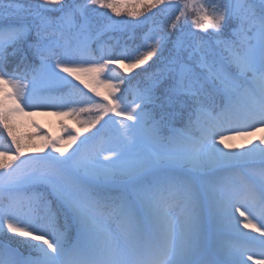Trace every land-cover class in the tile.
<instances>
[{
    "label": "snow or ice",
    "instance_id": "obj_1",
    "mask_svg": "<svg viewBox=\"0 0 264 264\" xmlns=\"http://www.w3.org/2000/svg\"><path fill=\"white\" fill-rule=\"evenodd\" d=\"M89 5L110 9L116 16L121 15L120 7H128L117 0H36L27 6L16 0H0V20L21 21L18 26L0 27V142L11 141L7 147L0 143V198L27 184L46 185L55 197L54 201L45 199L39 192L28 198L9 195L7 205H0V233L6 229L31 241H42H19L37 253L35 257H24L18 249L0 245V264H264V239L258 240V253L235 242L219 244L213 250V259L204 258L202 244L208 221L221 229H230L235 221L236 235L247 237L239 231L241 221L236 213L244 218V229L264 238V168L259 171L258 189L245 181L242 188L221 190L219 181L210 175L226 162L251 158L264 163V147L259 145L235 155L216 146L217 136L219 144L231 148L227 141L264 131V0H136L133 8H160L161 12L174 13L168 27L179 35L167 58L163 56L168 42L165 35L146 36L144 47L134 55L126 51L104 55L101 46L100 59H84L92 56V44L105 32L127 24L110 21L93 35ZM52 12L59 15L52 17ZM127 15L139 17L143 12L130 11ZM29 17L35 29L29 48L34 50L39 65L24 73L10 71L7 49L26 38L29 26L23 21ZM189 25L207 33V37L196 42L197 33ZM153 57L159 65L152 74L151 86L138 92L131 104L122 106V98L116 93L119 84L126 81L121 78L113 83L101 74L114 71L110 65L131 72ZM82 76L92 77L109 89L104 95L106 104L89 97L85 102L89 106L77 109V102L65 103L63 97L42 92L52 82L71 84L67 77L95 92ZM48 107L57 108L53 112L57 116L99 112L94 119L83 122L85 131L112 113L122 117L121 135L130 144L134 143L135 128L143 125L152 141L162 145L167 142L166 150L154 153L150 159H137L130 167L123 163V152L105 149L102 143L85 148L99 136L100 129L80 141V147L69 155L65 153L77 136L70 135L67 144L47 136L43 137L46 144H28L31 138L17 131L18 118L34 115L33 108ZM65 107L68 111L59 110ZM233 121L244 123L235 129L234 136L213 131ZM193 130L199 135H193ZM209 136L211 145L207 143ZM260 144L264 145V137ZM45 148H51L47 155L21 158L25 152H43ZM185 168L208 176L192 177V181L205 185L206 200L196 196L192 181L178 175ZM181 192L183 218L177 220L169 208ZM248 202L261 210L259 217L241 211ZM108 216L120 223L123 243L103 223ZM254 255L258 256L255 260Z\"/></svg>",
    "mask_w": 264,
    "mask_h": 264
},
{
    "label": "rangeland",
    "instance_id": "obj_2",
    "mask_svg": "<svg viewBox=\"0 0 264 264\" xmlns=\"http://www.w3.org/2000/svg\"><path fill=\"white\" fill-rule=\"evenodd\" d=\"M128 0H121L120 3H125ZM89 13H92L91 8H89ZM171 17L172 19H174V13H171ZM192 30V28H191ZM159 32L155 33V38H160L161 36L159 35ZM210 42V41H209ZM101 50V48H100ZM103 54L105 55L104 51ZM61 76H66V74L64 73H60ZM102 78L103 77H110L111 79L113 78V74L111 73H103L101 74ZM67 79L71 82L73 81H78L75 80L72 77H67ZM82 79L84 80L85 83L89 84L91 86L92 89H95V92H99L103 95V93H106V89L103 85H98L96 83V81L89 76H82ZM80 82V81H79ZM65 84H58L56 82H52L51 84H47L42 88V91L44 89H47L48 87H59ZM86 89L90 90V88ZM65 103H72L73 101L71 100H67L64 99ZM100 103V102H98ZM75 106V104H74ZM62 111H68V108H62L59 109ZM26 111H28V109H26ZM32 111L35 113L34 115L31 116H24L21 115L18 118L17 123L19 124L20 128L26 129V131H34V130H39L42 135H39L37 137V139H43V137H45V132L51 137V139H59L61 144H67L70 143L69 141V136L70 135H74L77 136V140L75 143H71L70 147H68L67 152L65 153V155H69L70 153H72L73 151H75L78 147H80V141L84 140L86 137H92L91 135H88L85 132H81L79 131L76 135L73 134L72 130H67V127H63L60 124V120L62 119L64 121L66 116H57L54 115L53 112L57 111V108L54 107H48V108H33ZM55 123H59V124H55ZM62 123V122H61ZM65 125H69L68 122H66ZM244 123L243 121H241L239 124L235 121L229 123V122H224L221 125L215 127L213 129L214 132H223L226 135H235V129L237 127H243ZM142 125H138L135 130L132 133V139L134 140V143L125 141L123 142L125 145L123 146L120 142H116V141H112L111 138H105V136L102 137V140L100 139V137H96L94 138L92 141H90L89 145L85 146V148L87 149H91L93 145H99L102 143L103 147L105 149H113L117 152H123L125 159L123 161V163L128 164L130 167L132 166V162H134L137 159L140 158H144V159H150L152 157V154L154 153H158V152H163L166 150V148L162 147L161 144L156 143L154 141L151 140L150 137V133L148 131H145L143 128H141ZM264 137V131H256L255 134L251 137L248 138H240L237 137L235 139L229 140L226 143H228L229 145H231V148H225L223 144H219V137L217 136V142H216V146L218 148H220L222 151L229 153V155H235L236 153H241L240 150L242 152H247L249 149L256 147L257 145H259L260 147H264V145L260 144V138ZM1 143V142H0ZM207 143L209 145L212 144V139L209 136L207 138ZM158 145L159 148L157 147V150L155 149H151L150 146L152 145ZM241 145H243V147H241ZM49 152H51V148H45L44 150V155H47ZM53 155H59L58 153H52ZM107 154V153H105ZM29 157H32L30 155L27 154V152H25L24 157L22 159H27ZM33 157H38V156H33ZM100 160L102 162L103 161V156H100ZM221 166V165H220ZM220 166L216 167L213 169L212 173H214ZM205 179L208 178V176L206 174H204ZM257 177L259 178V175H257ZM238 183V188H242L243 187V182L237 181ZM218 186H220L218 184ZM191 187L193 189V191L195 192L196 196L201 199L204 200V196L207 195V192L204 188H199V186L197 185V183H192ZM43 188V189H42ZM231 187L226 186V190L230 189ZM45 190V185H34V184H27L24 185L19 191L14 192L11 194V196L13 197H19V198H28V197H32L34 193H43L42 191ZM203 191H205V193H203ZM45 197V196H44ZM243 203V202H241ZM183 210H184V199H183V192H181L180 196L178 197L177 201L169 208V211L172 215V217L174 219L180 220L183 218ZM241 211H245V214L248 215L249 211H251L253 214H255L257 217H259L262 213L261 210L257 207L251 204V202H248L247 205L245 207H241ZM236 218L241 221V225L244 221L243 217L239 216V213L235 214ZM254 222H257V220H254ZM103 223L105 224V226L108 228V230L115 236H117L118 238L121 239V243H123V239H122V233H121V225L120 223L117 221V219L115 217H105L103 220ZM210 221H208L205 226H204V233H203V237H202V244H203V252L205 250V246L207 244L210 243V241L213 239L216 241V245L219 244H225V243H230L232 242L231 240L227 239L224 240L223 237L214 234V232H224V231H228L229 229H221L218 227H213L210 228ZM235 221H233L232 226L230 229H233V227L235 226ZM251 230V229H250ZM252 232V231H251ZM253 235L256 237V239H264L259 237V234L256 232H252ZM40 243H42V241H38ZM235 242V241H234ZM237 244H242L241 241H237L235 242ZM244 246H246L250 251H252L253 253H258L261 249V245L260 246H250L248 244H244ZM258 256L254 255L253 256V260L257 259ZM248 264H253V261H248Z\"/></svg>",
    "mask_w": 264,
    "mask_h": 264
},
{
    "label": "trees",
    "instance_id": "obj_3",
    "mask_svg": "<svg viewBox=\"0 0 264 264\" xmlns=\"http://www.w3.org/2000/svg\"><path fill=\"white\" fill-rule=\"evenodd\" d=\"M18 3H22L25 6H27V3H24L23 1L18 2ZM159 8L156 9H152L151 11H148L146 8H133L131 5L129 7L126 8H122L120 7V11H121V15L120 16H116L110 9L104 8L101 9L100 11H98L97 17H94L93 15L90 16V19L92 21V34L95 35V33L97 32V30H99L100 28H102L104 25H106L108 22L110 21H126L127 24L124 26L130 27V24L133 23V21L135 22H141L143 20H145V18L148 15L154 14L155 15V20H156V29L159 28L160 26L162 27V24H164V27L160 30L159 32L165 36L167 35L168 37V42L165 45L164 48V52H163V56L164 58H167L169 55V51L172 48V44L173 42L176 40L177 36L179 35V32L177 30H170L168 25L172 22V19L169 18L168 15L164 14L163 12H159L158 11ZM130 11H141L143 12V15L139 16V17H131L129 15H127L128 12ZM95 14V13H94ZM104 16V17H102ZM14 19V18H13ZM183 24V22H181ZM180 27V25H178V28ZM189 27L192 28L191 25H189ZM125 30V29H124ZM122 26L118 27L116 30L113 31H107V33H105L101 38H99L98 40L95 41V43L92 45V47H95V45H98L99 42H101L102 39H105V41L107 42V44L110 46L111 49V53L112 55H118V49L120 48V42L119 37L122 38V36L124 35L125 39L123 40L122 44L124 47H127L126 52L128 54L134 55L138 49H142L144 47L145 42L140 40L139 37L135 36V43L131 44L129 43V41H132L133 37L130 32V30L128 32L124 31ZM187 31V29H186ZM192 31L198 33L199 31L197 29L192 28ZM126 34H129L126 36ZM200 35L203 34V32H199ZM230 36V33L226 30V36L225 38H228ZM129 40V41H128ZM196 42H198V39H196ZM122 47V46H121ZM17 48H11L10 49V53H11V57L9 58V61L7 62V67L8 70H17L19 73H24L26 71V69L29 66V62H25L23 61L22 58H19L18 61L14 62V57L15 55H12V52L15 51V54L17 52ZM97 54V49L95 48V53ZM91 57L87 56L89 59H93V58H97L98 57H93V55ZM127 62V61H126ZM159 65V62L157 61L156 57H153L152 61H149L148 64L141 66L140 68H137L135 70H132L130 73V76L127 75V72H125L123 69L117 67L116 65H112V69L116 71L117 76H116V82L118 83V81L123 78L126 83L124 84H119L120 87V91L119 93L121 95H125L126 92H128L130 87H133L134 90L138 93L143 91L144 89H147L151 86L152 84V74L155 72L157 66ZM77 91V90H75ZM65 96H70V95H74V92L72 89H66L65 91L62 92ZM82 106H86V104H82ZM149 108H151V106H149ZM97 115L92 112V113H80L79 116H77V118L75 119L79 125L85 127V125L83 124V122L85 121H89L92 120L96 117ZM99 124V123H98ZM98 124L95 125V127H91L88 128V130H94V128H96L98 126ZM180 126L183 127V125L181 124ZM192 133L197 134V132L195 130H193ZM38 132H34V131H24L22 133H19V135L25 136V137H30L31 139H29L27 141L28 144L30 145H34V146H39L42 145V142H37L35 140V136H37ZM9 143V140H5L4 141V145L6 146V144ZM7 240L12 241V242H17V237H6ZM25 247V246H23ZM25 249L27 250L28 248L25 247ZM29 250V249H28Z\"/></svg>",
    "mask_w": 264,
    "mask_h": 264
},
{
    "label": "bare ground",
    "instance_id": "obj_4",
    "mask_svg": "<svg viewBox=\"0 0 264 264\" xmlns=\"http://www.w3.org/2000/svg\"><path fill=\"white\" fill-rule=\"evenodd\" d=\"M236 227H237L236 225L233 227V230H234V231H235Z\"/></svg>",
    "mask_w": 264,
    "mask_h": 264
}]
</instances>
